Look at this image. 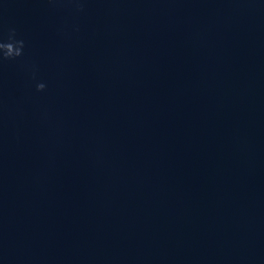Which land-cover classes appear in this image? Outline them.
Masks as SVG:
<instances>
[{
  "label": "water",
  "instance_id": "95a60500",
  "mask_svg": "<svg viewBox=\"0 0 264 264\" xmlns=\"http://www.w3.org/2000/svg\"><path fill=\"white\" fill-rule=\"evenodd\" d=\"M10 31L0 264H264V0H0Z\"/></svg>",
  "mask_w": 264,
  "mask_h": 264
},
{
  "label": "clouds",
  "instance_id": "9594fccd",
  "mask_svg": "<svg viewBox=\"0 0 264 264\" xmlns=\"http://www.w3.org/2000/svg\"><path fill=\"white\" fill-rule=\"evenodd\" d=\"M0 61H14L19 59L24 52V41L16 38L14 31H10L7 37L0 36ZM38 92L43 91V89L36 88Z\"/></svg>",
  "mask_w": 264,
  "mask_h": 264
}]
</instances>
